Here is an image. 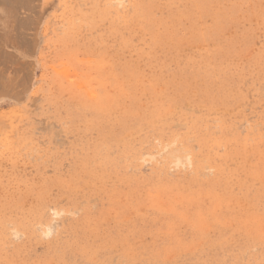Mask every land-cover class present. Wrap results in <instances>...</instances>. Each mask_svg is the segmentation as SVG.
<instances>
[{
  "label": "rangeland",
  "instance_id": "rangeland-1",
  "mask_svg": "<svg viewBox=\"0 0 264 264\" xmlns=\"http://www.w3.org/2000/svg\"><path fill=\"white\" fill-rule=\"evenodd\" d=\"M0 264H264V0H0Z\"/></svg>",
  "mask_w": 264,
  "mask_h": 264
},
{
  "label": "bare ground",
  "instance_id": "bare-ground-1",
  "mask_svg": "<svg viewBox=\"0 0 264 264\" xmlns=\"http://www.w3.org/2000/svg\"><path fill=\"white\" fill-rule=\"evenodd\" d=\"M11 1V0H10ZM21 3V2H20Z\"/></svg>",
  "mask_w": 264,
  "mask_h": 264
}]
</instances>
